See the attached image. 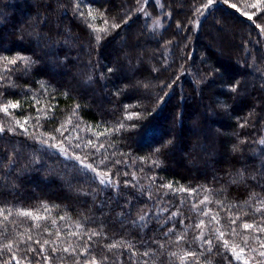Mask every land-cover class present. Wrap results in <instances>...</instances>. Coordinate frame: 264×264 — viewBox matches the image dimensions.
<instances>
[{
  "label": "trees",
  "instance_id": "1",
  "mask_svg": "<svg viewBox=\"0 0 264 264\" xmlns=\"http://www.w3.org/2000/svg\"><path fill=\"white\" fill-rule=\"evenodd\" d=\"M0 264H264V0H0Z\"/></svg>",
  "mask_w": 264,
  "mask_h": 264
},
{
  "label": "snow or ice",
  "instance_id": "2",
  "mask_svg": "<svg viewBox=\"0 0 264 264\" xmlns=\"http://www.w3.org/2000/svg\"><path fill=\"white\" fill-rule=\"evenodd\" d=\"M208 2H209V4L212 2V0H208ZM225 2H227V0H225ZM233 7H235V5H232ZM12 107H15V105H12ZM5 111H6V109H5ZM103 182V181H102ZM24 215H31V213H23ZM213 219H215V217L213 218ZM235 221H233V223H234ZM243 227L245 228V229H247V228H250V227H252V225H249V224H247V223H245L244 225H243ZM220 236L221 237H223V233H220ZM224 243L225 244H227V241H224Z\"/></svg>",
  "mask_w": 264,
  "mask_h": 264
},
{
  "label": "rangeland",
  "instance_id": "3",
  "mask_svg": "<svg viewBox=\"0 0 264 264\" xmlns=\"http://www.w3.org/2000/svg\"><path fill=\"white\" fill-rule=\"evenodd\" d=\"M227 31V30H226ZM218 39H219V36L217 37ZM217 38H215L216 40H217ZM213 42H214V40H213Z\"/></svg>",
  "mask_w": 264,
  "mask_h": 264
}]
</instances>
